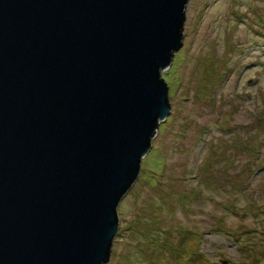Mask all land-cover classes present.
I'll use <instances>...</instances> for the list:
<instances>
[{
    "label": "water",
    "instance_id": "water-1",
    "mask_svg": "<svg viewBox=\"0 0 264 264\" xmlns=\"http://www.w3.org/2000/svg\"><path fill=\"white\" fill-rule=\"evenodd\" d=\"M187 3L0 0V264L108 263Z\"/></svg>",
    "mask_w": 264,
    "mask_h": 264
},
{
    "label": "rangeland",
    "instance_id": "rangeland-1",
    "mask_svg": "<svg viewBox=\"0 0 264 264\" xmlns=\"http://www.w3.org/2000/svg\"><path fill=\"white\" fill-rule=\"evenodd\" d=\"M182 29L107 264H264V0H188Z\"/></svg>",
    "mask_w": 264,
    "mask_h": 264
},
{
    "label": "trees",
    "instance_id": "trees-1",
    "mask_svg": "<svg viewBox=\"0 0 264 264\" xmlns=\"http://www.w3.org/2000/svg\"><path fill=\"white\" fill-rule=\"evenodd\" d=\"M175 195H176V198L180 199L183 195H187V194H182V193H177L176 192Z\"/></svg>",
    "mask_w": 264,
    "mask_h": 264
}]
</instances>
